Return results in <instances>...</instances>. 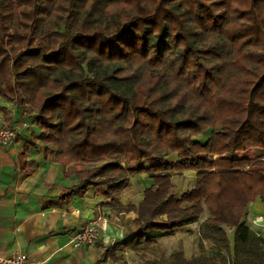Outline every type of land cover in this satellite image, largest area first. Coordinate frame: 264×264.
<instances>
[{
  "label": "trees",
  "instance_id": "16d2710c",
  "mask_svg": "<svg viewBox=\"0 0 264 264\" xmlns=\"http://www.w3.org/2000/svg\"><path fill=\"white\" fill-rule=\"evenodd\" d=\"M0 97L72 165L67 193L95 187L103 206L135 214L104 260L201 220L224 261L264 264V235L245 222L264 205V0H0ZM186 170L195 183L176 194ZM136 174L151 185L121 201Z\"/></svg>",
  "mask_w": 264,
  "mask_h": 264
},
{
  "label": "crops",
  "instance_id": "0c3cea01",
  "mask_svg": "<svg viewBox=\"0 0 264 264\" xmlns=\"http://www.w3.org/2000/svg\"><path fill=\"white\" fill-rule=\"evenodd\" d=\"M15 123L20 125L16 138L0 149V256L24 252L28 264H118L103 259L106 246L137 227L116 221L114 210L102 205L110 199L95 187L84 194L78 188L67 193L80 182L72 165H62L46 151L52 146L38 139L42 130L33 117L0 97V126ZM123 195L119 198L125 202ZM251 205L250 220L263 216L259 200ZM103 219L107 230H99L95 244L78 247L70 242L85 224Z\"/></svg>",
  "mask_w": 264,
  "mask_h": 264
},
{
  "label": "rangeland",
  "instance_id": "374dc122",
  "mask_svg": "<svg viewBox=\"0 0 264 264\" xmlns=\"http://www.w3.org/2000/svg\"><path fill=\"white\" fill-rule=\"evenodd\" d=\"M28 110L31 108L28 106ZM208 134L200 135L199 139L201 141L206 140ZM141 175L143 176L141 178ZM195 171L186 170L180 173H176L173 176V181L175 183V193L180 194V192L186 188H190L195 183ZM131 185L122 193L125 202H139L141 198V192L144 188L151 185L152 180L145 174H136V176L132 177L130 180ZM96 190V189H95ZM97 192V191H96ZM97 194H100L97 192ZM121 194V195H122ZM121 199V198H120ZM249 206V210L251 209ZM114 216H119L116 220L118 222L128 221L130 226L133 227L134 230L138 227V221L133 212L120 214L119 211H113ZM253 213V212H252ZM249 215V214H248ZM264 216V214H263ZM257 218V217H256ZM121 220V221H120ZM250 220L249 217H246L245 222ZM200 222L196 221V223L189 224V226L182 227L174 232L172 235H168L167 237L158 238V242L155 243L151 247H144L139 252H134L129 249H125L121 254L123 256V262H118V264H167L177 253H183L187 258L198 255L201 252L207 253L209 256H217L218 247L210 240L201 239L199 230H200ZM262 231V230H261ZM227 234L230 238V243L233 245L234 243V228H227ZM264 234V233H263ZM226 255V261H224L221 256H217L216 264H230L231 252H224Z\"/></svg>",
  "mask_w": 264,
  "mask_h": 264
},
{
  "label": "built area",
  "instance_id": "2783aa9c",
  "mask_svg": "<svg viewBox=\"0 0 264 264\" xmlns=\"http://www.w3.org/2000/svg\"><path fill=\"white\" fill-rule=\"evenodd\" d=\"M19 126V123L0 126V149L10 144L16 138ZM246 223L251 231L261 234L264 233V216H258L253 220H248ZM100 229L104 232L107 230L106 219H103L102 221L94 220L93 222L85 224L72 236L70 242L78 247L93 245L95 244ZM0 264H28L27 255L24 252H18L8 256V258L0 256Z\"/></svg>",
  "mask_w": 264,
  "mask_h": 264
}]
</instances>
